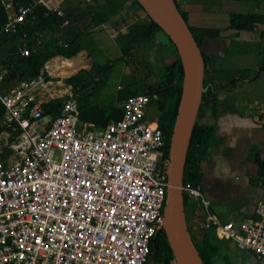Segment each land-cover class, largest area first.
I'll return each mask as SVG.
<instances>
[{"label":"built area","instance_id":"built-area-1","mask_svg":"<svg viewBox=\"0 0 264 264\" xmlns=\"http://www.w3.org/2000/svg\"><path fill=\"white\" fill-rule=\"evenodd\" d=\"M61 2L0 0V30L17 31L35 4L64 24ZM16 51L27 55L23 41ZM3 75L0 66V264H143L149 239L161 229L168 163L162 130L145 114L147 94L126 95L118 118L84 127L70 85L45 62L9 86ZM53 98L59 104L44 113ZM253 105L264 125V100ZM260 183L252 214L236 219L207 210L189 179L181 190L203 208L204 229L264 262V175Z\"/></svg>","mask_w":264,"mask_h":264},{"label":"crops","instance_id":"crops-1","mask_svg":"<svg viewBox=\"0 0 264 264\" xmlns=\"http://www.w3.org/2000/svg\"><path fill=\"white\" fill-rule=\"evenodd\" d=\"M65 2L63 10L68 13L82 6L80 0ZM177 2L187 25L195 29L203 59L204 87L216 88L213 108L200 105L195 114L197 121L210 126V132L198 145L201 155L194 185L207 210L220 218H243L252 214L254 201L261 192L256 165L264 156V125L256 122L253 101L264 100V66L257 70L264 55V0ZM72 3H77V7L71 9ZM124 3L76 36L80 48L74 54L68 57L55 54L45 60L51 72L64 81V77L88 69L92 62L114 59L105 77L88 95L90 103L104 108L110 102L111 107L120 109V88L131 90L158 79L162 66L175 58V49L161 29H154L148 38L138 37L128 43L125 33L132 27L133 19H140V13L127 4L124 7ZM228 13H254L261 15V20L249 28H230ZM47 35L45 32L43 37ZM242 71H250L253 76L224 86ZM92 75L95 79L100 71ZM72 94L76 98L77 93ZM83 122L84 127L98 126ZM184 213L199 254L210 264L214 258H221L223 264H264L250 251L235 248L225 239L217 238L211 229H204L203 208L195 200H187ZM228 248L235 251V258L230 260L233 263L228 260Z\"/></svg>","mask_w":264,"mask_h":264},{"label":"trees","instance_id":"trees-1","mask_svg":"<svg viewBox=\"0 0 264 264\" xmlns=\"http://www.w3.org/2000/svg\"><path fill=\"white\" fill-rule=\"evenodd\" d=\"M15 6L19 3H25L26 0H11ZM91 0L81 1L82 6L73 11L65 12L64 17L67 21L60 25L62 17L57 16L54 11L46 9L41 4H35L30 13H28V20L24 22L17 31L3 32L0 30V51L3 54L0 56V66L4 69L3 85L9 86L15 80L25 77L27 75L39 72L42 64L46 59L52 55H61L68 57L74 54L80 47L76 42V36L79 33L87 31L91 26L100 23L108 15H110L116 8L122 5L123 0H105L106 7L90 5ZM179 10L181 17L185 20V13L179 9L177 0H173ZM65 3V0H62ZM62 3V4H63ZM120 4V6H119ZM127 6L133 10L140 11V19L138 23L128 29L125 35L128 36V43L135 38H148L154 29H160L144 12L136 0H129ZM5 20V12L0 3V27ZM261 20V15L254 13H228V27L230 28H249L255 22ZM195 42L198 44V39L195 34V29L188 26ZM47 32V38L43 34ZM24 34L23 37L21 34ZM167 37V36H166ZM23 41L28 49L27 55H20L16 51V43ZM170 42V40L168 39ZM171 43V42H170ZM172 44V43H171ZM125 48H128L126 46ZM126 50H122L125 53ZM121 58V56L119 57ZM262 62L258 63L257 70L264 66V55H262ZM114 59L106 60L102 63H91L86 70L77 71L71 75L64 77V81L70 85V91L77 93V117L80 121H87L98 126L104 125L109 119H114L120 116V109L111 107L107 103L104 108L97 103H90L88 95L94 91L98 81L102 80ZM100 71L95 79L92 73ZM252 77L250 71H242L236 78L231 79L224 86H231L233 83L242 79ZM181 69L177 54L169 64L162 66L159 73V78L154 79L150 83H145L140 87L134 86L129 90L127 87L120 88L119 98L123 99L126 95L136 93L138 90L144 92L148 96V100L152 101L155 107L154 118L157 125L161 128L164 143L167 144L168 136L171 128L172 119L175 112L176 101L179 93ZM205 81L201 77V85L204 87ZM216 88L207 89L204 87L199 95V105H206L213 108L215 100ZM120 99V100H121ZM166 99V100H165ZM59 104L58 98H53L50 102L43 104L44 113H52L55 106ZM197 108V110H198ZM197 112V111H196ZM1 114V108H0ZM210 132L208 124H202L196 120V115L185 150L182 181L189 179L192 184L197 179V162L201 153L198 150V145L203 141V138ZM257 173L260 176L264 175V156L258 160L256 165ZM183 206L187 203V199L182 194ZM148 251L146 260L143 264H171L172 256L167 245L165 235L162 229H159L148 241ZM203 264H210L201 255Z\"/></svg>","mask_w":264,"mask_h":264},{"label":"water","instance_id":"water-1","mask_svg":"<svg viewBox=\"0 0 264 264\" xmlns=\"http://www.w3.org/2000/svg\"><path fill=\"white\" fill-rule=\"evenodd\" d=\"M136 1L172 43L181 69L179 93L167 141L168 163L165 171L161 229L174 264H203L187 228L181 190L188 136L203 89L202 55L173 0Z\"/></svg>","mask_w":264,"mask_h":264},{"label":"rangeland","instance_id":"rangeland-1","mask_svg":"<svg viewBox=\"0 0 264 264\" xmlns=\"http://www.w3.org/2000/svg\"><path fill=\"white\" fill-rule=\"evenodd\" d=\"M65 1H67V0H65ZM70 1V0H69ZM74 1H76V0H74ZM80 1H83V0H80ZM104 1L105 0H91L90 2V5H93V6H100L101 8H102V6L103 7H106L105 6V4H104ZM122 2H125L124 4H123V6L125 7L126 6V4L129 2V0H123ZM63 2H61V4H60V8H61V10L63 11V13H64V10L63 9H65V4L63 3ZM66 3V2H65ZM72 5V8L69 6V8H71V9H74V7L76 8L77 7V3H72L71 4ZM119 6H120V4H119ZM124 10V9H123ZM137 10V9H136ZM137 12L138 13H140V11L139 10H137ZM124 14H128L125 10H124ZM3 54V52L2 51H0V56ZM113 74H114V72H112ZM166 100V99H165ZM146 113H147V115L149 116L148 118H152V116H154V114H155V107H154V105L152 104V101H149V103H148V105H147V108H146ZM152 120H155V118L153 117L152 118ZM5 138V134L3 133V132H1L0 131V143H3L4 141H3V139ZM186 207H187V203H185L184 204V206H183V209L184 210H186ZM185 214V213H184ZM235 253V251L233 250V249H231V248H228L227 250H226V254L228 255V260L230 261V260H233L235 257H234V254ZM238 261H242V260H238ZM230 262H232V261H230ZM212 263L213 264H223V260L221 259V258H214L213 260H212ZM233 263V262H232ZM147 264H149L148 262H147ZM172 264V263H171Z\"/></svg>","mask_w":264,"mask_h":264}]
</instances>
